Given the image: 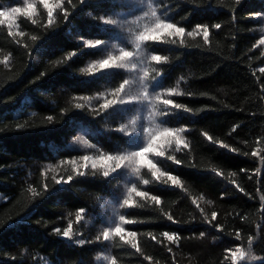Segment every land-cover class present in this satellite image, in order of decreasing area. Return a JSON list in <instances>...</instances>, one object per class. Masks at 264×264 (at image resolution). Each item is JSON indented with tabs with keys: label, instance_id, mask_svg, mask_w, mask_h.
Wrapping results in <instances>:
<instances>
[{
	"label": "trees",
	"instance_id": "16d2710c",
	"mask_svg": "<svg viewBox=\"0 0 264 264\" xmlns=\"http://www.w3.org/2000/svg\"><path fill=\"white\" fill-rule=\"evenodd\" d=\"M49 3L0 0V264H264V0Z\"/></svg>",
	"mask_w": 264,
	"mask_h": 264
},
{
	"label": "snow or ice",
	"instance_id": "6c2138e0",
	"mask_svg": "<svg viewBox=\"0 0 264 264\" xmlns=\"http://www.w3.org/2000/svg\"><path fill=\"white\" fill-rule=\"evenodd\" d=\"M41 3L43 4V7L48 10V16H49V18H51L52 15H53V11H52V5H50L49 0H41ZM32 11H34L33 5L32 4H28L27 5V12L31 13ZM20 12H21V9L18 8V7L17 8H13L11 10V14H13V15L16 14V13H20ZM9 16H10L9 12L0 11V17H9ZM200 27L201 26H199V25L197 26V28H200ZM216 27L219 28L220 25H216ZM155 28L156 29H161L162 28V29L170 30L169 31V35H179V34H183L184 31H185L183 28L177 27L175 24H172V23H167L164 20H159L156 23ZM191 34L192 33H189V35H191ZM141 35H143L146 38L145 39H139V37H137V40H138V43L136 45L137 49H139L140 46H141L139 41H149V40L157 41V37L155 35H144V34H141ZM203 35H204L205 39H207V37H208L207 28L204 29ZM261 42L264 43V41H261ZM100 44H101V41H99V40H96L94 42V44L92 42H89L90 46H99ZM130 57H124V52L121 51L119 56H109L108 58L99 61V69L98 70H106V69H109L111 67L120 66V65L116 64V61L125 60V59L130 58ZM161 59L162 58L160 56H158V55H153L151 57L152 61H157L158 62ZM123 67H126V64L123 65ZM88 71L91 73L92 72V68H89ZM116 91H117V93H119L120 89H117ZM114 103H116L115 100H109L103 105V107L106 109V108L109 107V105L114 104ZM163 103L166 104V105H172L173 101L172 100H164ZM77 107H81V105H77ZM175 107L179 108L181 106L180 105H175ZM163 135H165L167 137H170V138H175L176 139V143L178 145L183 143V141L178 136L177 130L165 129L164 132H163ZM158 138H159V134H158ZM209 140H211V137H209ZM81 143L84 144V145H87L89 143V141L87 139L81 138ZM168 143H171V140H169ZM152 151H153V142L150 141L149 144L146 146V153H150ZM140 153H143V156L145 155L144 151H141ZM156 154L159 155V156H164V153L162 151L161 152H157ZM83 159L85 161H87L89 158L88 157H84ZM99 159L106 164L108 161H111L113 159L119 160L120 158L119 157H113V156L109 155L107 157L101 156ZM124 159H130V157H124ZM145 163H147V165L150 166L151 168L156 169V165L151 160H147V161L145 160L144 164ZM176 163L179 164L180 162L177 160ZM93 167L94 168L96 167L95 163L93 164ZM104 174L108 175L109 173L106 171V172H104ZM153 175L156 178V180H161L162 177L166 176L167 181H171L172 185L180 184L179 179L176 176H174V175H169L167 173H158V171L157 172H153ZM71 179H72V177L68 178L69 181ZM57 183H60V181H57ZM33 191H35V190H33ZM138 195L145 196L146 193L141 192V193H138ZM152 199L154 201H156L157 203H159V199L157 197L153 196ZM125 203L126 204H130V201H125ZM82 211L83 210H81V212ZM80 218H81L80 213H78L77 214V220H79ZM213 218H215V214H213ZM169 219H171V217H169ZM124 220H125V217H121V221H124ZM57 231H59V230H57ZM116 231H117V234L120 235L121 233L124 232V229L122 227H119V229L116 230ZM70 233H71V225H69L68 229H65L63 231L62 235H63V237H69ZM128 235L134 237L136 234L135 233H128ZM165 235L168 236L169 240L173 239V237L168 235L167 233H165ZM108 238H110V235L108 233H105V239H108ZM122 239H123V237H122ZM80 243H83V241H80ZM132 247L135 248L136 244L133 243ZM244 256H245V252L243 250L237 248V250L232 253L234 264H235V261L237 259H243ZM253 258H255V257H253ZM105 259H107V258H105ZM112 264H115L114 260H113Z\"/></svg>",
	"mask_w": 264,
	"mask_h": 264
},
{
	"label": "rangeland",
	"instance_id": "374dc122",
	"mask_svg": "<svg viewBox=\"0 0 264 264\" xmlns=\"http://www.w3.org/2000/svg\"><path fill=\"white\" fill-rule=\"evenodd\" d=\"M259 19H260V30H259L260 40H259V44H260V47H261L262 52L264 54V43L261 42V41H264V15L261 18L259 17ZM152 30L153 31L158 30L157 32H160V31H162V32H165L166 31L167 32V29H162V28L161 29H156L155 27H153ZM134 155L135 154H133L132 159L133 160L138 159L137 156L134 157ZM127 186H128V184L125 182L124 183V187H127ZM112 205L115 206V207L119 206L118 203H112ZM107 227L109 228V229H107V232L108 233H114V232H117L116 230L119 229V224L118 223H115V221L114 222H108ZM121 234H124V236H125V233L124 232L121 233ZM70 235H72V232L70 233ZM236 250L237 249L233 250L230 253V260L232 262H234L233 261V257H232V253L235 252ZM105 258H107V259H105ZM246 260H250V256H248L247 253L245 252L244 258L243 259H237L236 261H238L239 263H241V262H244ZM236 261H235V263L237 264ZM109 263H110L109 256H108L107 252H105V251L102 252V253H100L98 255V258H97V260L95 262V264H109Z\"/></svg>",
	"mask_w": 264,
	"mask_h": 264
},
{
	"label": "clouds",
	"instance_id": "9594fccd",
	"mask_svg": "<svg viewBox=\"0 0 264 264\" xmlns=\"http://www.w3.org/2000/svg\"><path fill=\"white\" fill-rule=\"evenodd\" d=\"M152 15L153 16L156 15V12L154 10L152 11ZM145 38L146 37H144L143 35H140L139 36V39H145ZM137 43H138V40H137ZM130 56H132V53L131 52H124V57H130ZM126 67H127V65H126ZM133 67H134V65H133ZM147 75H148V71L146 70L144 72V76L147 77ZM138 155L141 157V160H143V153H138ZM134 170L136 171V173L138 175L139 174V168H135ZM144 182L146 183L147 181L145 180Z\"/></svg>",
	"mask_w": 264,
	"mask_h": 264
}]
</instances>
